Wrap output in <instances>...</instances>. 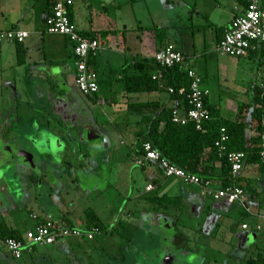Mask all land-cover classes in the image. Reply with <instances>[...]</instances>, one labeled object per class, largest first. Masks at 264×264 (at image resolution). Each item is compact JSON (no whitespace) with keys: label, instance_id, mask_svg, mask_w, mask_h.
Returning <instances> with one entry per match:
<instances>
[{"label":"crops","instance_id":"crops-1","mask_svg":"<svg viewBox=\"0 0 264 264\" xmlns=\"http://www.w3.org/2000/svg\"><path fill=\"white\" fill-rule=\"evenodd\" d=\"M169 2V0L164 1L166 6H169ZM246 2V0H222L214 4L212 0H195L188 18L191 21L199 22L197 24H201L200 17L205 18V26L211 27L209 34L215 47L232 19L245 10ZM49 10V0L46 2L44 0H0V29L23 28L30 31V35L21 42V48L25 52L23 63H18L17 60V42L0 41L2 59H8L14 52L16 57V63L12 64L10 68L11 78L6 77L5 82L8 84H4L0 89V224L3 222L8 229L17 230L20 234L33 227L38 220L42 221L47 217L72 226H79L74 222L76 218H80L85 222L84 227H88L90 222L88 210L95 212L96 217L105 228H108L107 223L92 205L81 208V210L77 203L79 195H85L83 191L89 193L100 181L99 172L96 173V170L98 171L100 168L95 165L100 158L91 154L92 151L88 152L87 150L83 155L76 156L71 160L67 155L70 146L67 140L64 141L65 130L67 131L69 125L78 120L76 115L79 114L75 108V101L81 100L85 112L90 110L91 116L94 118L95 113L92 111L90 103L97 104L100 96L99 100L94 101L90 98L91 96L84 95L78 89L75 82L76 57L73 44L62 34L47 32L42 16ZM71 10L73 21L78 28L96 32L97 38L104 46L103 51L94 58L95 69L100 79L99 91L103 81L99 70L101 68H109V73L113 74L111 80L106 79L108 83H112L114 78H118L117 81L122 80L124 75L122 70L125 67H127L128 74H153L157 71L158 67L153 55L158 49L159 43L154 29L150 27L152 25H144L138 17H135V21L130 27L126 23H122L120 26L119 24H108L105 14L95 15L92 12L91 16L85 17L84 23L82 22L83 27H80L78 23L80 13L75 0H73ZM148 30L154 35L151 41L148 38ZM104 31L106 32L103 33ZM166 36L168 37V32ZM165 42H172L170 44L185 52L187 58L184 65L200 72L205 84H209V87L215 80H219L222 84L224 78L229 79V77H225L226 67L222 68L219 60L216 61L215 66H212L210 59H214V55H212L214 52L211 50L209 52L212 54L194 53V55H190L184 47L186 40L183 37L176 40L173 31ZM106 49L107 53L103 56ZM4 53L5 56H2ZM121 54H125L122 59ZM202 54H205L204 60L199 59ZM263 55L264 48H253L247 56L262 57ZM129 57H132L131 62H128ZM115 58H120L116 64ZM8 85H12L14 87L12 89L15 91L2 92V88ZM18 88H20L19 91ZM245 91L248 93L247 97L238 103L235 112L230 114H227L225 109L228 110L227 106L234 104L232 100L225 102V109L219 100L215 101L213 94H210V101L220 104V115L223 118L230 120H235L238 116L246 118V121L249 122L246 128V141L248 144H252L258 134L257 120L253 117L251 109L256 97L255 85ZM153 92H155L154 95L149 99L131 100L130 102L155 100L173 108L184 105L183 99H171L167 90ZM162 92L165 93L163 99ZM249 103L251 105L247 110H241L243 104L245 106ZM126 108L123 115H128V120L133 122L134 135L136 130L147 129L146 122L142 123V126L137 123L141 113L128 107V104ZM114 110L115 114H120L118 113L120 110ZM80 131L79 133L82 135ZM56 137L59 139L60 146L56 150H52L50 140ZM36 142H41L42 146L36 147ZM21 148L33 153L38 170L17 153ZM219 164L217 163L218 166ZM249 164H252V168ZM160 173L164 175L162 170ZM236 181L246 190L243 201L230 202L216 199L209 192L205 194L204 190L206 189L197 184H188L189 187L195 186L189 189L182 187L180 192H177L173 186H169L167 191L160 194L179 195L182 198L187 196L188 200L185 202L189 203V212L184 207V199L182 204L172 207L174 210L186 211L183 213L186 216L190 213L188 220L191 224L198 226L199 233H204L203 228L205 230L204 237L199 234L198 239L191 238L195 241L197 248L187 255L190 257L187 264H264V230H262L264 222V167L256 162H245ZM149 183H152L154 187L150 190L145 188L147 193L130 196L135 205L136 202L140 203V200L145 199L141 204L143 206L138 208L139 214L134 215L132 208L121 207L120 214L112 224V229L126 235L127 239L128 236L130 239H135L138 232L150 236L146 229L153 218L148 214L152 210H157L150 206L146 198L157 195L151 192L156 190L160 179L153 177ZM212 183L217 188L221 187L218 179H212ZM170 190L172 191L170 192ZM253 210L255 211L253 212ZM31 213H36L38 218H31ZM249 216L254 218L255 225L250 224L247 220ZM140 224L142 225L139 229ZM243 224H247V226L243 227ZM145 225L147 226L143 230L142 227ZM0 244L2 243L0 242ZM58 244H61L63 248L67 246L64 245V242L46 246L53 248V251L57 249L59 251L60 248L55 247ZM124 247L126 246L121 245L119 250H123ZM41 248V246H36L33 252L24 253L22 258L32 261L34 264L38 262L37 259L41 254H51L49 249L43 251L44 248ZM68 249L66 248V250ZM15 259L11 253H6V257H1L0 263L17 264Z\"/></svg>","mask_w":264,"mask_h":264},{"label":"rangeland","instance_id":"rangeland-1","mask_svg":"<svg viewBox=\"0 0 264 264\" xmlns=\"http://www.w3.org/2000/svg\"><path fill=\"white\" fill-rule=\"evenodd\" d=\"M44 1L46 2V0ZM164 1L166 0H75L80 13L78 21L80 27H83L85 17L91 16L92 12L95 15L105 14L108 24H119V26L122 23H126L130 27L135 21V17H138L144 25L165 27L168 37L172 31L176 40L183 37L186 40L184 47L190 55H194V53L212 54L209 50L214 52L212 54L214 55V59H210L212 66H215L216 61L219 60L221 67H226L224 71L226 73L225 77H229V79L224 78L222 84L219 80H215L211 84V94H213L215 101L219 100L222 103L224 109L226 108L225 102L232 100L234 104L227 106L228 110H225L227 114L235 112L237 104L247 97L248 93L245 90L254 85H261L264 82V55L262 57H236L221 54L217 51L216 46L214 47L211 40L212 37L209 34L211 27L205 26V18H199L201 24H197L199 22L191 21L188 18L189 11L193 9L195 0H169V6H166ZM221 1L212 0L214 4ZM194 33L195 35H193ZM204 33L206 34L204 35ZM153 36L152 32L148 33L150 41ZM106 51L107 49L104 50L103 56L106 55ZM2 56H5V53ZM123 56L125 54L120 55L121 59ZM2 58L0 55V89L4 84H8V82H5V78H11L10 68L12 64L16 63L15 52L6 60ZM204 58L205 54L199 57L201 60H204ZM119 59L115 58V64ZM131 61L132 57H129L128 62ZM108 69H99L103 81L101 90L99 91L100 100L95 105L90 103L91 109L95 113V117H92L93 121H90L89 125L85 124V127H81L82 130L79 128L82 135L79 133L78 128L77 130H68L65 132L66 135H64V141L67 140L70 146L67 155L70 156L71 160L76 156L83 155L87 150L88 152L92 151L91 154L100 158L98 163L95 164L100 168V170H96V173L99 172L100 181L89 193L83 191L85 195H79L77 203H79L80 209L92 205L99 216L107 223L108 228L106 227L103 231H100L94 239L88 242L86 239L77 238H68L65 241H60L61 243L64 242V245L67 246L63 248L61 244L55 245L56 248H60L59 251L58 249L53 251V248L51 249L46 245H38L42 247L41 249L44 248L43 251L49 249L51 254H41L37 259L38 262L34 264H47L48 262H52V264H72L70 258L73 252L69 250L72 249L76 254L80 253L81 255L83 253L81 248L88 246V248L93 249L94 247L98 249V256L101 255L103 258L109 257L107 260H110L112 256L113 258L119 256L120 251H122L119 250V247L121 245L128 247L131 242L130 236L127 235V239L126 235L124 236L120 232L113 230L112 224L120 214L121 207L132 208L134 215H138V208L143 206L141 204L145 200L142 199L140 203L136 202L135 205L130 196L147 193L148 191L145 190L146 185L152 181L153 177H159L160 179V184H157L156 190L151 192L157 195L167 191L169 186H173L177 192H180L182 187L189 189L195 186L191 185L189 187L187 183L174 176L167 178V176L161 175V169L156 163L146 166L136 163V155L133 150L135 147L134 124L131 120H128V115L125 116L123 114L127 110L128 101L149 99L155 92L143 91L131 93L127 97L122 80L117 81L118 78H114L112 83H108L107 80H111L113 76V74L109 73L110 70ZM12 87V85H8L2 88V92L7 93V90L14 92L15 90ZM19 89L17 90L19 91ZM78 92L82 95L80 91ZM161 95L163 99L165 93L162 92ZM114 109L120 110L118 112L120 114H115ZM249 166L252 168V164H249ZM204 192L208 194V190H204ZM156 210L170 214L175 212L171 206ZM148 215L151 216V213ZM188 219H190L188 215L183 214L181 216L182 223L185 221L190 223ZM247 220L250 224L255 225L252 216H249ZM74 223L79 226H85V222L80 218H76ZM262 230H264V222ZM199 234L197 230L196 239L200 236ZM66 248H69V250L67 251ZM6 253L10 254L4 245L0 244V259L1 257H6ZM91 255L97 258L94 251L91 252ZM15 260L17 264H33L32 261H27L24 258Z\"/></svg>","mask_w":264,"mask_h":264},{"label":"built area","instance_id":"built-area-1","mask_svg":"<svg viewBox=\"0 0 264 264\" xmlns=\"http://www.w3.org/2000/svg\"><path fill=\"white\" fill-rule=\"evenodd\" d=\"M50 13L46 18V30L51 33H59L66 36L73 44L75 54L76 74L75 82L78 89L86 96L98 92L100 88L99 75L90 63V56H96L103 51L104 46L97 37H90L80 32L78 26L71 19L69 6L73 0H49ZM30 35V31L23 28L0 29V41H24ZM264 42V0H248L245 10L236 15L231 23L225 28L221 40L217 43L216 49L221 54L230 56H247L251 49L258 48ZM158 69L152 74L153 78L163 76V68L184 64L187 55L183 50L176 48L173 44H167L157 49L153 55ZM190 86L178 89L179 94L186 95L183 107H174L172 110V120L182 124L193 121L196 128L205 130L204 121L209 116V108L205 103V98L210 96L211 89L205 84L202 76L195 68H188ZM264 88V83H262ZM169 92L175 91L173 87L168 88ZM264 126V119L262 122ZM229 138L225 127L221 128L220 137L215 145L220 154L227 150V140ZM260 154L264 160V128L261 132ZM142 153L136 155V163L142 166L156 163L163 174L167 177L174 176L187 184H197L212 194L216 199H224L230 202L243 201L246 190L240 184L228 185L225 187H215L211 179H203L196 173L190 172L163 156L161 152L146 141L142 145ZM230 163L232 174H237L243 169L247 152L244 150L229 151L226 154ZM154 187L152 183L147 185L150 190ZM31 218L37 219L36 213L30 214ZM247 224H243L246 227ZM100 232L98 226L84 228L63 224L52 217L45 220H38L36 224L27 229L20 237L0 236V242L16 259L22 258L24 253H31L38 245H51L56 242L65 241L68 238L94 239Z\"/></svg>","mask_w":264,"mask_h":264},{"label":"trees","instance_id":"trees-1","mask_svg":"<svg viewBox=\"0 0 264 264\" xmlns=\"http://www.w3.org/2000/svg\"><path fill=\"white\" fill-rule=\"evenodd\" d=\"M246 1V3H248V0ZM72 4L69 6V14L73 20L71 10ZM48 13H50V10ZM152 29H154L157 42L159 43L158 49L170 44L165 42L167 38V30L165 27L154 26ZM80 32L90 37H97L96 32L93 30H80ZM105 32L106 31L103 33ZM21 42L17 41L18 63H23L25 61V52L21 48ZM176 48L182 50L179 47ZM258 48H264V42H262ZM94 58V55L90 56V63L95 69ZM156 65L158 67L157 63ZM126 71L127 67L123 69L124 75L122 81L124 92L127 96L130 93L143 91H168L169 87H173L175 91H168L171 95V99H183L185 103L186 95L178 93L179 88L184 86L187 89L190 86L191 80L188 76V67L184 64H176L163 68V76L159 79L153 78L152 73L128 74ZM255 89L256 97L252 105L251 103L245 106L243 104L241 108V110H247L251 105L253 117L257 120L258 134L255 136V141L252 144H248L246 141V128L249 124L246 118L244 116H238L235 120H230L221 117L220 104L210 101V96L205 98V103L209 108V116L204 121L205 130L197 129L193 121L187 124L173 121V107L161 104L158 101H128V107L136 109V111L141 113L137 121L138 125L142 126V123H147V129L135 131V155L142 153L143 143L149 141L171 162L190 172L198 174L203 179H218L221 187L237 184L236 177L238 173H231L230 163L226 156L227 152L244 150L247 152L246 162H256L259 163L261 167H264V160L260 154L261 147L257 145L261 140V132L264 128L262 124L264 119V89L262 85H255ZM89 96H91L90 98L94 101L99 100V90ZM222 127H225L229 138L226 143L227 150L220 154L216 148L215 142L220 137ZM217 163H220L219 166ZM146 199L150 206L156 209L169 208L170 206L172 207L173 205H180L183 203V198L179 195H152L148 196ZM87 214L90 216V222L89 226L84 228L98 226L100 231L105 229V226L99 218L96 217L95 212L88 210ZM0 232L3 237L21 236L17 230L8 229L3 222L0 224Z\"/></svg>","mask_w":264,"mask_h":264},{"label":"flooded vegetation","instance_id":"flooded-vegetation-1","mask_svg":"<svg viewBox=\"0 0 264 264\" xmlns=\"http://www.w3.org/2000/svg\"><path fill=\"white\" fill-rule=\"evenodd\" d=\"M80 101H75V108L77 109V114H79L76 115L78 120L74 124H70L67 131L85 127V124L93 121L90 110L85 112V107L82 106L83 103ZM70 118L72 119L73 116L71 115ZM33 167L38 170L37 164ZM183 199L184 207L189 212V203L185 202V200H188V197L183 196ZM175 212L170 214L159 210H152L151 217L153 219L149 222V227L147 225L142 227L144 230L147 226L146 230H148L150 236L148 237V235H142V233L138 232L135 239H130L131 242L128 247H124L120 251L119 256H115L116 258L112 256L110 260H107L109 257L103 258L101 255L98 256L99 250L94 247L93 249L88 248V246L81 248L83 252L81 255L80 253L76 254L72 249H68L70 252H73L70 261L72 264H187L190 260V257H187V255L197 248L195 241L191 240V238L196 239L195 235L198 226L186 221L181 222V216L186 211L175 209ZM141 225H139V229ZM202 231L205 233L204 228ZM143 232L145 233V231ZM204 233H200L202 237H204ZM92 251L95 252L97 258L91 255ZM103 259L106 260L102 262L101 260ZM47 264H52V262H48Z\"/></svg>","mask_w":264,"mask_h":264},{"label":"water","instance_id":"water-1","mask_svg":"<svg viewBox=\"0 0 264 264\" xmlns=\"http://www.w3.org/2000/svg\"><path fill=\"white\" fill-rule=\"evenodd\" d=\"M48 12H45L42 16V21L46 22V18H47ZM51 142V148L52 150H56L60 145H59V139L53 138L50 140ZM36 147H41L42 143L41 142H36L35 143ZM17 153H19V155L22 156V158L26 161L29 162L31 166H35V162H34V158H33V153L29 150L26 149H18Z\"/></svg>","mask_w":264,"mask_h":264}]
</instances>
